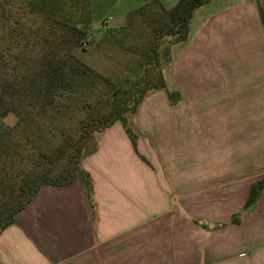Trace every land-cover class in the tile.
Here are the masks:
<instances>
[{
  "label": "crops",
  "instance_id": "0c3cea01",
  "mask_svg": "<svg viewBox=\"0 0 264 264\" xmlns=\"http://www.w3.org/2000/svg\"><path fill=\"white\" fill-rule=\"evenodd\" d=\"M150 1L90 0L92 21ZM261 4L197 8L164 68L182 99L145 94L131 118L138 150L121 121L99 131L82 161L91 193L82 174L43 185L0 233V264H264V189L243 209L264 176Z\"/></svg>",
  "mask_w": 264,
  "mask_h": 264
},
{
  "label": "trees",
  "instance_id": "16d2710c",
  "mask_svg": "<svg viewBox=\"0 0 264 264\" xmlns=\"http://www.w3.org/2000/svg\"><path fill=\"white\" fill-rule=\"evenodd\" d=\"M209 1L179 0L166 8L152 0L128 13L125 34L137 31L146 40L135 51L144 61L141 73H136L128 93L121 94L115 81L75 53L94 41L88 32L90 0H25L22 6L31 17L27 21L15 18L13 0H1L6 46L0 75V233L45 184H68L82 174L91 193V176L82 161L97 149L99 131L121 121L138 150L139 132L131 118L145 94L164 87L172 103L182 99L160 65L162 42L186 40L196 9ZM260 11L264 21L263 6ZM113 35L106 30L102 41ZM10 114L14 124L3 120ZM263 189L264 176L252 183L244 210L256 203ZM240 217L237 212L231 221Z\"/></svg>",
  "mask_w": 264,
  "mask_h": 264
},
{
  "label": "rangeland",
  "instance_id": "374dc122",
  "mask_svg": "<svg viewBox=\"0 0 264 264\" xmlns=\"http://www.w3.org/2000/svg\"><path fill=\"white\" fill-rule=\"evenodd\" d=\"M228 1L231 0H219L221 3ZM24 4L25 0H13V15H15V18H22L24 21H27L31 17L27 14V7L24 9ZM261 6L264 7V0H262ZM18 7L22 9H17ZM23 10L25 11L23 12ZM122 17L123 18L120 21L110 19L109 22H107L108 18H104L94 20V22L92 21L88 24V32L91 39L94 41L76 48L75 53L94 68L115 81L116 84L121 87V94H127L135 79L136 73H141L140 69L143 67L141 62L144 61L143 59L139 60L140 57L137 53H135V51L143 48V42L146 40V37L139 34L137 31L125 34L123 28L127 24L128 14H125V16L123 15ZM143 27L144 26H142V28ZM106 30L110 32V34H114L110 41H102ZM142 31L145 33V28L142 29ZM170 43L171 39L165 38L161 45L162 54L160 55V65L163 68V72L165 71L164 68H166L169 60L166 50ZM5 46L6 40L4 38V31L0 24V75L3 71L2 59ZM161 112H167V110L165 111L162 108ZM3 120L7 124H14L16 122V118L13 114L8 115L3 118Z\"/></svg>",
  "mask_w": 264,
  "mask_h": 264
}]
</instances>
